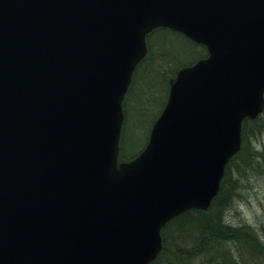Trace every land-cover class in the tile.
<instances>
[{"label": "water", "instance_id": "water-1", "mask_svg": "<svg viewBox=\"0 0 264 264\" xmlns=\"http://www.w3.org/2000/svg\"><path fill=\"white\" fill-rule=\"evenodd\" d=\"M159 26L207 56L118 163L122 100ZM263 93L264 0H0V264H148L169 219L207 209Z\"/></svg>", "mask_w": 264, "mask_h": 264}, {"label": "rangeland", "instance_id": "rangeland-1", "mask_svg": "<svg viewBox=\"0 0 264 264\" xmlns=\"http://www.w3.org/2000/svg\"><path fill=\"white\" fill-rule=\"evenodd\" d=\"M178 38L182 40L181 37ZM186 59L181 60L185 62ZM171 71L170 66L162 67L161 81L158 80L159 93L153 95V98L149 97L153 99L151 112L148 111L143 119L138 118L139 131L136 130L125 138L123 147L127 155H135L144 145L154 115L164 100V92L167 93L168 85L175 76ZM260 121L263 122V126L260 131L248 136L240 152L232 160L226 178L227 186L230 184L231 187L225 197L226 200L221 203L218 217L223 224L232 227L234 231L226 232L228 235H225L219 230L217 234L205 236L202 232V236H199L201 240L197 244L188 243L185 250L187 255L182 254L184 256L182 257L180 254L177 264H220L221 251L225 252L235 264H264V113H261ZM216 205L215 202L209 210V216L216 214ZM222 229L225 231V227ZM196 237L194 235V239L191 240L193 243H196Z\"/></svg>", "mask_w": 264, "mask_h": 264}, {"label": "trees", "instance_id": "trees-1", "mask_svg": "<svg viewBox=\"0 0 264 264\" xmlns=\"http://www.w3.org/2000/svg\"><path fill=\"white\" fill-rule=\"evenodd\" d=\"M176 36L181 37L182 40ZM159 38L161 39L159 40ZM146 44L148 52L136 65L131 84L124 99V121L122 126V135L120 138L121 159L132 158L144 148L147 142L148 133L144 145L135 153V155H127L124 152L123 145H125V138L130 133L135 132L136 130L139 131L140 129V126L137 124V119H143V117L146 116V113L148 111L151 112L152 110L153 99H149V97L153 98L157 93H159L157 90L160 88L158 86V82L161 81L160 75L162 74L160 71L162 67L167 68L170 66L172 71L175 73L179 68L193 64L198 59L207 55L206 48L203 45L190 40L176 31L164 27L156 28L147 34ZM183 58H187L185 62L181 60ZM164 93V100L160 109L154 115V118L159 115L165 104L167 93ZM130 112H132L131 119H129ZM261 113L263 114L264 110ZM261 113L254 119H245L243 121L241 128L242 146L250 134L260 131L261 127L263 126V122L261 123L260 121ZM154 118L153 121L156 119ZM239 152H237L227 162L224 168V175L221 179L220 188L212 199L207 210H200L196 208L186 210L167 221L166 224L161 228L163 246L155 259H153L149 264H177L180 256L184 257L187 255L185 250L188 247V243L197 244L201 240L199 236H202V232L205 236L212 233L217 234L219 230L221 233H225V235H228L226 232L230 233V231H234L232 227L223 224L220 221L218 215L221 209V203L224 199L226 200L225 197L231 187L230 184H228V186L226 184V178L229 175L228 171H230L232 160L238 155ZM225 188L227 189L225 190ZM223 194L224 196L217 201V199ZM215 202L217 204L216 214L209 216L208 212L214 206ZM222 227H225V231L222 229ZM194 235L197 236L196 243L191 241L194 239ZM182 254H184V256ZM226 256L227 255L225 252H220V264H235L229 256H227V258Z\"/></svg>", "mask_w": 264, "mask_h": 264}]
</instances>
